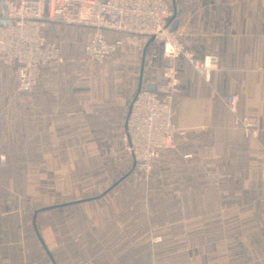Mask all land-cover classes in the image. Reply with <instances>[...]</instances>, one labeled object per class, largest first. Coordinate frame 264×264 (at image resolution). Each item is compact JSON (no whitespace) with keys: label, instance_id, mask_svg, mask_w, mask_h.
Returning <instances> with one entry per match:
<instances>
[{"label":"crops","instance_id":"obj_1","mask_svg":"<svg viewBox=\"0 0 264 264\" xmlns=\"http://www.w3.org/2000/svg\"><path fill=\"white\" fill-rule=\"evenodd\" d=\"M168 2L171 29L186 48L200 59L217 58L208 80L182 59L175 62L181 87L173 122L186 135L155 165L148 182L136 181L121 150L122 134L135 92L155 89L166 62L153 46L117 50L113 56L133 63L123 77L112 70L113 56L96 71L97 63L83 53L97 74L92 89L102 104H85L73 72L61 70L63 63L46 66L37 84L35 114L18 125L8 121L5 127L11 145L17 138L26 144V149L12 151L14 156L40 162L29 165L28 180L18 192L19 199L35 203L32 219H15L24 211L21 202L17 211L0 212V264H62L46 252L41 235L50 243L55 239L59 257L67 254L64 237L70 219L64 216L79 210L88 211L75 242L82 239L84 222L94 228L122 219L119 223L128 227L122 241L110 245L111 254L122 242L124 248L148 243L160 252L157 264H264V0ZM3 17L0 2V23ZM88 34L83 31L82 49ZM106 39L113 42L115 37ZM106 61L112 65L101 75ZM47 69L53 70L44 73ZM112 76L114 94L106 98L99 93L100 83L111 82ZM14 83V68L0 65V112L4 99H11ZM229 94L239 96L240 114L259 121L257 140L235 129L224 102ZM19 111L14 105L9 108L12 114ZM28 148L34 151L26 155ZM128 178L141 187L128 185ZM121 191L125 201L120 209L129 217L133 192H140V219L117 216L113 202ZM6 192L15 197L13 185ZM170 203L177 219H153ZM105 208L114 212L104 214Z\"/></svg>","mask_w":264,"mask_h":264},{"label":"built area","instance_id":"obj_2","mask_svg":"<svg viewBox=\"0 0 264 264\" xmlns=\"http://www.w3.org/2000/svg\"><path fill=\"white\" fill-rule=\"evenodd\" d=\"M5 20L0 24V65L14 68L15 83L11 103L32 95L43 69L63 63L59 45L49 37L55 26L89 32L83 43L87 60L101 70L105 60L117 50L132 47L138 51L153 46L166 61L161 65L155 89H139L126 115L122 134L124 151L133 162L132 176L148 182L155 165L175 148L179 131L174 122L175 98L181 78L177 59L185 61L200 77L209 79L217 58H197L180 41L169 23L172 9L168 0H0ZM48 35H47V33ZM107 35L115 40L109 42ZM133 69V67H129ZM225 105L233 116L235 129L257 140L259 121L239 113V96L229 94ZM6 157L0 152V170ZM154 264V263H149Z\"/></svg>","mask_w":264,"mask_h":264},{"label":"rangeland","instance_id":"obj_3","mask_svg":"<svg viewBox=\"0 0 264 264\" xmlns=\"http://www.w3.org/2000/svg\"><path fill=\"white\" fill-rule=\"evenodd\" d=\"M83 29H73L72 35L70 34L71 30H69L65 26H55L49 31V37L52 41L56 42L61 50H63L64 62L62 64L61 70H65L67 72H73L74 82H76L78 89L83 90L84 99L83 101L86 103H93V105L97 103H104L102 100H98L94 98L95 91L92 89V81L95 72L88 66L87 62L83 57V49H82V39H83ZM47 33V32H46ZM48 35V33H47ZM84 43V42H83ZM114 55V54H113ZM112 55V56H113ZM111 57V56H110ZM138 58V57H137ZM139 59V58H138ZM137 59V60H138ZM112 63L114 62L113 72H117L118 74L123 75L127 74L128 66L132 65L128 59L125 60L124 57H120V55L113 56L111 59ZM106 66L103 67V75L107 71V66L111 64L106 61ZM112 65V64H111ZM134 69V68H133ZM53 69H47L44 73L49 72ZM56 70V69H54ZM109 71V70H108ZM138 71V70H137ZM43 73V74H44ZM138 75V73H136ZM111 82L109 80H103L100 83V91L101 95L105 94L106 98H110V94H114V77L112 76ZM149 90H153L152 88H148ZM38 89L30 95V96H22L16 99L15 104L11 103V100L5 98L3 102V110L0 112V149L2 153L6 156V168L0 172V212L1 211H17L18 210V202H21L20 205H24V211L20 213V217H16L15 219H32V212L36 209L35 203L30 201L27 198H20L19 188L23 187L28 180V172L29 165L34 166L40 162V160H29V159H20L17 156H14V152L19 151L21 149H26V144H20L19 138L11 145L8 142V137L6 135V125L8 121L14 120L17 121L15 125H18V121H25L29 115L33 116L34 106L36 104V93ZM135 91V89H134ZM136 93V92H135ZM133 92V94H135ZM11 105L18 107L20 109L19 112H15L12 114L9 112V108ZM11 111V110H10ZM9 125V124H8ZM22 150V151H23ZM121 150L123 154L130 159L131 168H133V162L130 156L124 151L123 145H121ZM26 151V150H25ZM26 155L29 151H34L33 149H27ZM32 153V152H31ZM36 170V169H35ZM118 178V177H117ZM131 187L139 186L135 183L133 178H128L127 182ZM14 186L16 194L14 198L10 196L9 193L6 192L7 186ZM141 187V186H139ZM42 189V187H41ZM124 192H120V199L117 200V197L114 199L113 204L117 207L119 218L126 217V219L131 218L133 221L141 218V198L140 192L138 191L136 194L132 195L130 200L131 217L127 216L121 209L123 207V198ZM121 207V209H120ZM126 207H127V199H126ZM87 211H76V214L73 212L72 215L64 216V219H70L68 225L65 228L66 235L65 240V252L61 257L58 256L60 253V247L54 240L50 243L47 241V237L41 235L43 242L45 243L44 247H46V252L52 256L55 261L60 259L62 264H149L156 263L157 258L161 256L158 255L160 252L155 248H151L148 243H143L141 245L132 246L128 248L126 245L124 248L123 242L117 246L116 254H111L110 245L116 240L118 243V239H122V237L127 233L125 229L128 227H123L122 219H115L113 224H102L96 226L94 228L91 227V224H83V236L82 239L78 242H75V234L77 230H79L81 226V217L82 219H86ZM114 212L113 208H105L104 214L107 212ZM103 212L101 211V215ZM103 214V215H104ZM151 217V216H150ZM178 214L173 212V207L170 204H167L166 207L160 211L158 214L153 215V219H177ZM39 219H44L41 216ZM60 219V218H58ZM118 222V223H117ZM132 222V221H131ZM133 223V222H132ZM40 225V224H39ZM61 229V227H60ZM131 229V227H130ZM135 229V228H133ZM132 229V231H133ZM127 235V234H126ZM57 235H54V238ZM95 237H98V242ZM58 238V237H57ZM122 241V240H121ZM59 242V241H58ZM78 245V246H77ZM112 246V245H111ZM59 247V248H58ZM110 247V248H109ZM59 251V252H58ZM126 253V255H124ZM45 260L49 262L47 255L43 253ZM65 255V257H63Z\"/></svg>","mask_w":264,"mask_h":264},{"label":"water","instance_id":"obj_4","mask_svg":"<svg viewBox=\"0 0 264 264\" xmlns=\"http://www.w3.org/2000/svg\"><path fill=\"white\" fill-rule=\"evenodd\" d=\"M3 20H5V17H3ZM0 24H2V23H0Z\"/></svg>","mask_w":264,"mask_h":264},{"label":"trees","instance_id":"obj_5","mask_svg":"<svg viewBox=\"0 0 264 264\" xmlns=\"http://www.w3.org/2000/svg\"><path fill=\"white\" fill-rule=\"evenodd\" d=\"M5 168H6V166H5ZM1 170H4V169H1ZM1 170H0V172H1Z\"/></svg>","mask_w":264,"mask_h":264}]
</instances>
